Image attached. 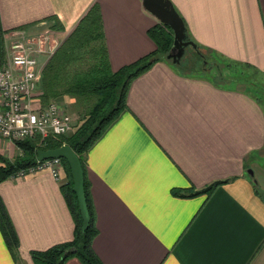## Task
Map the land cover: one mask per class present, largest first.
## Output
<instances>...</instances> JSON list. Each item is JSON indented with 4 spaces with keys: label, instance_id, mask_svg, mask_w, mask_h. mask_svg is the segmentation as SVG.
<instances>
[{
    "label": "crops",
    "instance_id": "1",
    "mask_svg": "<svg viewBox=\"0 0 264 264\" xmlns=\"http://www.w3.org/2000/svg\"><path fill=\"white\" fill-rule=\"evenodd\" d=\"M172 1L195 41L264 84V0ZM95 2L113 70L156 49L147 30L158 19L142 0H0V21L5 37L45 42V64ZM174 61L163 56L133 79L127 108L84 156L93 247L105 264H264V101L242 81L226 85ZM53 100L68 111L75 98ZM20 151L0 136V155ZM65 179L41 170L0 181L18 237L15 257L0 229V264H34L32 251L72 239ZM216 180L210 192L182 194Z\"/></svg>",
    "mask_w": 264,
    "mask_h": 264
},
{
    "label": "trees",
    "instance_id": "2",
    "mask_svg": "<svg viewBox=\"0 0 264 264\" xmlns=\"http://www.w3.org/2000/svg\"><path fill=\"white\" fill-rule=\"evenodd\" d=\"M55 27L60 28L62 26L55 24ZM7 31L0 21V66L5 58L4 39ZM147 33L155 41L156 49L117 70H113L109 60L99 4L95 2L89 7L68 36L48 56L42 67L39 82L40 92L38 93L43 105L52 98H59L64 95H70L75 99L84 97L88 103L82 107L83 110L79 111L81 118L72 123L74 128L69 134L59 136L38 134L35 137L16 141V145L21 149L20 154L13 159L0 155V181L35 164L38 148H55L64 143L69 144L79 155L84 171L86 170L84 158L86 152L107 127L127 108V94L133 79L151 67L159 58L165 56L172 46L173 31L170 26L158 21L147 30ZM185 35L186 39L195 41L190 35L186 22ZM195 43L200 52L191 50V57L183 60L178 66L183 71L205 76L213 75L211 70L205 69L203 57L208 58V55L213 56L214 53L197 41ZM235 80L242 81L250 91L253 88L264 91V85L257 84L255 80L253 83L256 84L251 83L252 81L247 77L243 79L238 77ZM248 83L251 84L248 85ZM61 159L66 174V179L61 183V190L75 221L74 235L68 241L54 244L44 250L32 251L33 263L65 264L68 258L76 256L83 264H105L93 247L97 227L86 171L85 193L91 219L86 229L82 230L83 220L78 199L73 189L70 167L65 158L61 157ZM223 182L224 180H216L200 189L192 187L182 194L194 195L210 192ZM0 229L10 251L16 257L18 237L1 198Z\"/></svg>",
    "mask_w": 264,
    "mask_h": 264
},
{
    "label": "built area",
    "instance_id": "3",
    "mask_svg": "<svg viewBox=\"0 0 264 264\" xmlns=\"http://www.w3.org/2000/svg\"><path fill=\"white\" fill-rule=\"evenodd\" d=\"M46 40V36H41ZM5 58L0 66V136L13 141L40 134L59 136L72 128L71 114L57 101L36 105L40 73L38 55L45 51L38 37L15 32L5 37ZM39 43V44H38ZM48 170L62 179L64 164L61 157L37 159L35 164L21 169L12 178Z\"/></svg>",
    "mask_w": 264,
    "mask_h": 264
},
{
    "label": "water",
    "instance_id": "4",
    "mask_svg": "<svg viewBox=\"0 0 264 264\" xmlns=\"http://www.w3.org/2000/svg\"><path fill=\"white\" fill-rule=\"evenodd\" d=\"M144 8L153 14L159 22L170 26L173 31V43L166 54L170 57L173 50L177 47L184 49L185 46H191L196 51L200 52L199 47L195 41L186 39L185 22L183 17L177 11L172 0H142ZM51 157H63L67 160L70 172L73 179V189L78 199V206L82 216V230L88 226L91 215L86 199L85 193V171L79 155L72 149V147L64 143L55 148H38L37 159H46Z\"/></svg>",
    "mask_w": 264,
    "mask_h": 264
},
{
    "label": "rangeland",
    "instance_id": "5",
    "mask_svg": "<svg viewBox=\"0 0 264 264\" xmlns=\"http://www.w3.org/2000/svg\"><path fill=\"white\" fill-rule=\"evenodd\" d=\"M106 11H105V13H107V11L109 10V9H105ZM103 29H104V27H103ZM104 36H105V33H104ZM49 42V41H48ZM48 42H47V44H48ZM45 43V42H44ZM43 42H42V44H44ZM4 44L6 45V44H10V42H8V40H6V39H4ZM39 44V43H38ZM187 49L188 50H194V48H192L191 46H188L187 47ZM53 50H54V48H53ZM169 52H167L166 54H168ZM164 57H166V58H169L172 62H173V58L172 57H167L166 55L164 56ZM43 59L44 58H39V66H42V64H43ZM184 59H182L181 60V62L179 63V62H177V61H174L176 64H181L182 63V61H183ZM226 61L223 59V58H221V57H217L216 55H214L213 54V56L211 55H208V58H204L203 57V65H205L204 67H205V69H209V70H211V72H212V74L214 75V78L215 79H217V80H219L220 78L222 79V80H224V81H226L225 82V84L226 85H233V86H235V85H237V83H235L234 81H231V80H229V79H237L238 77L239 78H241V79H243V78H245V77H247V78H249V80H251L252 82H254V80L255 79H258V75H255V76H249L250 74H251V71L248 69V68H245V67H242V66H239V67H237V66H235L234 68H232V69H230L228 66H226ZM216 69H217V74L216 73H214L213 71H215L216 72ZM230 70V71H229ZM230 75V76H229ZM40 76H41V73H40ZM225 76H227V78L225 77ZM229 76V77H228ZM226 79H228V80H226ZM245 80V79H244ZM246 81H248L247 79H246ZM256 82V81H255ZM257 84H263V81L262 80H260L259 82H256ZM256 83H254V84H256ZM264 85V84H263ZM253 93L255 94V95H257L262 101H264V91L262 90V89H255V88H253ZM70 98V97H69ZM77 102H78V104H77ZM60 103V102H59ZM73 103V105H71ZM88 103V101H86L85 100V98L84 97H82L81 99H75V101L74 102H71V103H69V105H71V108L68 110V112L71 114V117H72V123L75 121V120H79L81 117H80V114H79V111L80 110H83L84 108H82V107H84L85 106V104H87ZM68 104V103H67ZM72 128H74L73 127V125H72ZM71 128V130L67 133V134H69L73 129ZM261 162H264V157H263V159H262V161ZM65 172V171H64Z\"/></svg>",
    "mask_w": 264,
    "mask_h": 264
},
{
    "label": "flooded vegetation",
    "instance_id": "6",
    "mask_svg": "<svg viewBox=\"0 0 264 264\" xmlns=\"http://www.w3.org/2000/svg\"><path fill=\"white\" fill-rule=\"evenodd\" d=\"M190 46V45H189ZM188 46H185L184 49H180L179 47L173 50V53L170 57H172L175 61L181 62L182 59H187L191 57L190 50L187 49ZM195 50V49H194Z\"/></svg>",
    "mask_w": 264,
    "mask_h": 264
}]
</instances>
